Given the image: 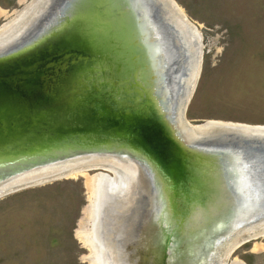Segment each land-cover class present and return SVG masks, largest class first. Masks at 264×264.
Returning a JSON list of instances; mask_svg holds the SVG:
<instances>
[{"label":"water","instance_id":"obj_1","mask_svg":"<svg viewBox=\"0 0 264 264\" xmlns=\"http://www.w3.org/2000/svg\"><path fill=\"white\" fill-rule=\"evenodd\" d=\"M45 4L0 48V195L99 165L90 158L132 162L148 198L142 234L153 229L145 262L218 264L264 222V129L197 136L184 115L190 56L162 1ZM135 26L161 42L151 64ZM29 174L40 177L11 185Z\"/></svg>","mask_w":264,"mask_h":264},{"label":"rangeland","instance_id":"obj_2","mask_svg":"<svg viewBox=\"0 0 264 264\" xmlns=\"http://www.w3.org/2000/svg\"><path fill=\"white\" fill-rule=\"evenodd\" d=\"M32 1L0 0V29L18 22ZM167 1L192 26L199 52L186 120L197 127L209 122L264 127V0ZM105 158L120 163L118 158ZM133 168L136 173L129 177L123 169L103 162L1 194L0 264H94L86 234L91 232L89 210L100 188L95 183L94 191L91 181L115 182L116 171L130 182L123 191L106 190L109 198L101 217L104 246L107 240L113 245V223L114 246L123 264H149L146 249L137 247L144 226L150 229L145 224L148 198L142 192L141 175ZM248 231L226 248L218 264H264V222H255Z\"/></svg>","mask_w":264,"mask_h":264},{"label":"bare ground","instance_id":"obj_3","mask_svg":"<svg viewBox=\"0 0 264 264\" xmlns=\"http://www.w3.org/2000/svg\"><path fill=\"white\" fill-rule=\"evenodd\" d=\"M160 1H162L166 5L168 16L170 17V20L173 21V24L175 25V27L178 29L179 33L181 34L180 39L182 43L184 44V46L187 48V51H188L187 54H189L190 56L189 62L191 61L190 62L191 69L186 78V82H188L189 85L192 83L191 84V90H192V88L194 87L195 77L197 73V65L195 63V58H194L196 56L195 54L197 52V46L195 45L196 43L195 39H193L194 36L191 33L192 26L184 18L181 17L182 15L179 12H177L171 7V4L167 0H160ZM45 3H47V0H33L29 6L24 8L22 14L20 15V18L18 19V22L7 26L6 29H0V48L6 47L8 44L14 42L16 38L20 37L22 33H24L26 29L28 28L30 24L29 21L33 17H37V15H40L43 13L42 11L45 10L44 7L46 6ZM134 28H136V26ZM142 30L145 31L144 29H141L139 27V28H136V31L134 32L136 34L137 43L140 46V51L142 53V56H145L146 61L148 60V63L151 64V62L153 63V58L154 60H156L155 53L157 50V46L155 44L156 43L161 44V42L158 39L156 43L148 44L144 42L145 32H142ZM179 119L181 120L180 117ZM180 120H178V124L180 127H183V123ZM237 127H239L237 124L209 122L202 127H195V128H197V131L199 132L197 136L198 135L206 136V135H215L218 133H224L227 130V128L229 129V128H237ZM251 128H256L259 130L261 128L264 129V127H251ZM260 132L264 133L263 130H260ZM117 161L118 160H112V159L105 158L102 156L97 157V158H90L91 164H99V163L105 162L106 164L107 163L111 164L113 167H119L120 169H123L125 174L129 175V177H132L135 175L136 170L133 168V166L135 165L134 163L121 161V160H119L120 163H118ZM75 169L77 168L73 166V167H70L69 171H74ZM48 172H49L48 174H51V173L53 175L59 174V176H60V173H63L62 170L60 169L48 171ZM115 174L117 178V181L115 182H109L103 178H95V180L93 179L91 181V187L94 189V191H96L95 183H97L98 184L97 186H99L100 188V193L96 191V195H94V201H93L94 204H92V207L89 210L88 220L89 222H92V227L90 229L91 232L90 233L88 232L89 234H86L87 236L89 235L88 240H87V243H88L87 245L92 251V255L94 258V262H95L94 264H110V260H112L113 264H123V259L120 258L122 257L121 253L119 252V249L114 246L116 245V243L113 241L115 239L113 236L114 235L113 226L115 224L112 223L111 232H110L111 243L113 244L112 246L114 247H112L109 244L108 240L106 243V247L104 246L102 231H101L102 230V219H101L102 207L105 205V202L109 198L108 191L106 190L108 188L114 187L115 189H117V191H123V187L127 186V184H129L130 182L129 181L130 179H127L126 176H124V178L122 177V173H117L116 171ZM39 175L40 174H37V175L29 174L26 176H22L16 179L15 181H13L11 185L16 184V183L23 184L28 181H32L40 177ZM143 191L145 192V189L142 188V192ZM110 214L107 216V218L110 217ZM114 221L116 222V219H114L113 222ZM107 230H108V224H107ZM152 231L153 229L150 230L149 234L146 233V235L143 237L144 243L146 241V244H143V247L146 249L144 253L147 255L149 252L148 243L150 244V241L153 238ZM113 250L115 254L113 253Z\"/></svg>","mask_w":264,"mask_h":264}]
</instances>
